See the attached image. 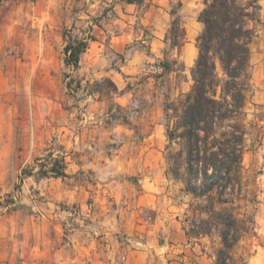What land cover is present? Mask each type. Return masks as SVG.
Returning a JSON list of instances; mask_svg holds the SVG:
<instances>
[{
	"label": "rangeland",
	"instance_id": "374dc122",
	"mask_svg": "<svg viewBox=\"0 0 264 264\" xmlns=\"http://www.w3.org/2000/svg\"><path fill=\"white\" fill-rule=\"evenodd\" d=\"M178 1L170 0L169 12L178 11ZM260 4V21L251 24L249 133L241 200L236 202L249 230L229 251L228 264H264V0ZM185 5L182 26L188 45L173 50L165 37L152 47L154 26L142 21L150 4L129 10L111 0H0V226L20 228L0 233V240L16 239L19 251L41 239L66 246L59 256L55 248L48 249L49 264H103L109 257L115 258L109 259L112 264H127L131 253L145 251L149 239L166 240L156 233L146 237L158 217L170 212L175 215L170 216L172 224L183 226L192 197L173 179L165 185L159 208H140L139 234H106L96 216L110 210L114 219L120 217L123 201L110 187L114 181L124 184L127 199V183L137 187L143 179H164L165 103L191 89L196 43L203 31L198 22L203 0ZM158 17L154 13L152 20ZM87 36L92 39L79 69L67 68L65 45ZM165 57L178 61V73L163 74L159 65ZM65 157L67 177L39 173L40 166L49 171ZM77 238L95 246L94 254H80L79 262ZM173 238L167 242L175 244L178 238ZM223 248L219 233L213 232L182 243L174 259L178 264H218ZM8 250L0 247V254L7 256Z\"/></svg>",
	"mask_w": 264,
	"mask_h": 264
},
{
	"label": "trees",
	"instance_id": "16d2710c",
	"mask_svg": "<svg viewBox=\"0 0 264 264\" xmlns=\"http://www.w3.org/2000/svg\"><path fill=\"white\" fill-rule=\"evenodd\" d=\"M121 1L140 7L146 4V0ZM260 2L203 0L198 16L203 31L196 43L193 84L187 93L168 99L164 107L167 174L180 181L185 195L192 197L183 229L189 241L218 232L224 246L218 264H228L229 251L249 230V221L240 217L236 202L241 200L243 153L249 133L246 107L252 94L251 43L255 36L251 24L260 21ZM182 6L178 1V11ZM178 11L170 12L173 21L166 36L173 50L186 42ZM91 39L76 38L65 45L67 68L79 69ZM177 66V60L165 57L159 68L163 74H173L178 73ZM44 167L39 170L43 177H67L64 160H55L49 171Z\"/></svg>",
	"mask_w": 264,
	"mask_h": 264
},
{
	"label": "crops",
	"instance_id": "0c3cea01",
	"mask_svg": "<svg viewBox=\"0 0 264 264\" xmlns=\"http://www.w3.org/2000/svg\"><path fill=\"white\" fill-rule=\"evenodd\" d=\"M45 1H53V0H45ZM87 2H95V0H83ZM116 3V7H124L129 10H139L141 8H145L150 4L149 8L145 12V15L142 17V21L147 24L154 26V37L153 41H151V45L153 47L155 41H159L161 43L166 44V36L169 32V29L171 28L172 21H171V14L168 10V5L170 0H146V4L143 7H140L138 5L134 4H127L121 0H111ZM185 1L189 0H182L183 6L179 11V16L181 19L182 24V13L185 9ZM156 13L159 17L158 20H152V15ZM186 33V37H187ZM165 37V38H164ZM165 39V41H161V39ZM186 45H188L187 41L185 44L181 47V49H185ZM66 165H69L68 158L65 157ZM73 165L79 166L75 160L72 161ZM69 172V169H66V173ZM174 178L169 176L166 173L164 175V179L157 178L156 180L153 179L147 183L146 180H141L140 183L141 186H131L127 183V188L131 192V198L130 196H127L128 198L125 199L123 196V192L121 190V187H124V184L121 186V183L114 181L113 184L110 185V187L113 190V193L116 196V199L120 202H122L123 206L121 207V215L117 219V217L114 219L112 215L109 214L108 211L105 210L104 212H100L97 214L96 218L98 220L99 228L101 230H104L106 234L116 235L119 232L128 233L129 235H136L139 234L142 231V225L138 224L136 222V216H139L140 208L142 207H155L159 208V201L163 199V194H167V187H169L170 182H173ZM178 182L177 180H175ZM165 185L167 187H165ZM181 185H183L181 183ZM142 188L140 191L137 189ZM128 204L125 206L124 204ZM167 216H175L171 214L170 212L166 214ZM166 215L163 214V216L158 217L154 224H150V227L147 228V235L146 237L149 239L148 236L151 234H157L161 239L163 240H153L145 243V251L141 253L140 256H136L134 253H131L128 257L127 264H164L167 262L168 264H178L177 260L174 259L177 254L176 248H180L182 246V243L188 242V238L186 236V233L183 229V226L180 224L179 226H176L172 224L174 222L173 217H170L168 220L166 218ZM139 221L141 219H138ZM4 221V220H3ZM178 222V221H177ZM179 223V222H178ZM7 227V228H6ZM20 228L18 225H8L3 224V226H0V233L4 234L5 232H11L14 234V232H19ZM78 231V235H80ZM170 238L173 236L174 238L172 241H175V238H178L177 242L175 244L167 242V238ZM27 240L23 241V244H26ZM38 243V244H37ZM29 249L19 251L17 249V240L13 239L11 242L0 240V247H9L7 256L0 254V264H49L48 262V253L49 248L54 249L55 248V255L59 256L60 254L64 253L66 251V246L62 244H49V242L45 239H41L39 242L37 241L36 244H28ZM94 243L92 240L88 239H75V262H79L80 254L84 253H92L94 254ZM53 254V253H52ZM115 261V258L109 257L108 259L105 258L103 260V264H112L111 260Z\"/></svg>",
	"mask_w": 264,
	"mask_h": 264
}]
</instances>
